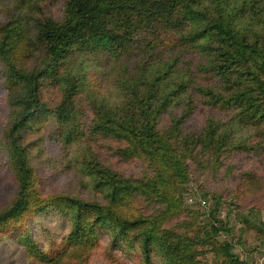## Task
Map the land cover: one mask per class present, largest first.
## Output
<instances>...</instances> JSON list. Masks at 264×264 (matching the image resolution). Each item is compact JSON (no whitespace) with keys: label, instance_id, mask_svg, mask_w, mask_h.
<instances>
[{"label":"trees","instance_id":"16d2710c","mask_svg":"<svg viewBox=\"0 0 264 264\" xmlns=\"http://www.w3.org/2000/svg\"><path fill=\"white\" fill-rule=\"evenodd\" d=\"M43 1L53 0H17L21 13L0 25V59L16 113L4 143L17 184L14 200L0 212V237L14 239L29 260L40 264L81 259L103 234L114 248L139 251L142 264H154L153 257L164 264H205L196 248L212 246L210 239L222 224L206 223L194 235H181L162 224L172 215L170 203L154 215L136 217L130 206L139 197L167 202L171 178L185 179L187 160L196 152L216 160L224 154L264 152L255 141L264 142V0H67L58 21L43 13L34 18L33 7ZM182 49L203 59L198 72L209 79L207 84L193 80L182 66ZM88 53L115 56L127 72L116 102L103 94L84 101L92 115L91 139L115 143L109 151L120 166L84 146L74 168L90 187L91 199L43 196L30 163L33 144L25 143L23 132L53 116L64 145L86 137L80 106L86 83L77 58ZM34 55L39 58L34 69L19 66L21 58ZM55 85L61 100L49 111L42 93ZM203 107L215 112L203 131H184L185 121ZM175 108L180 113L163 127V117ZM238 132L246 138L238 139ZM133 160L152 167L153 175L127 176L121 166ZM254 179L248 175L241 185L248 187ZM215 199L213 219L219 223ZM46 214L69 229L60 243L40 247L27 222ZM218 251L225 264H249L227 242L218 244Z\"/></svg>","mask_w":264,"mask_h":264},{"label":"rangeland","instance_id":"374dc122","mask_svg":"<svg viewBox=\"0 0 264 264\" xmlns=\"http://www.w3.org/2000/svg\"><path fill=\"white\" fill-rule=\"evenodd\" d=\"M66 2L67 0L43 1L38 4L39 7H33L34 18H39L40 13H43L58 21L63 16ZM20 13L17 0H0V25ZM77 59L78 63H81L77 69L82 70L86 83L84 94L80 95V106L85 109L82 124L86 137L80 143L64 145L57 137V126L53 116L23 132L25 143L33 144L30 163L35 169L39 191L43 196L64 193L91 199L90 187L80 180V174L74 168L75 160L84 152V146H88L92 152L101 156L104 162L111 163L114 167L120 166L112 157V151H109L115 143L94 142L91 139L88 129L92 115L89 103L87 105L84 101L89 95L103 94L108 95L112 102H116L119 99L118 86L127 77L124 64L120 59L117 63L118 59L115 56L113 58L94 53L78 56ZM182 60L186 63L182 66L189 69L193 80L201 85L207 84L209 79L198 72L203 59L197 53L182 49ZM38 64L39 58L36 55L25 56L19 62V66L25 70H32ZM3 72L4 64L0 59V212L12 203L17 187L8 169V156L4 143L6 128L14 121L16 113L9 103L10 96ZM42 99L47 109L53 111L61 100L59 86H47L43 90ZM179 113L180 108L173 109L171 115L166 114L163 117L161 125L168 127L170 117ZM214 113L204 107L194 110L182 126L184 131L201 133L207 117ZM217 117L224 121L227 118L220 114H217ZM235 136L238 139L246 138L241 132ZM255 141L264 147V142H259L263 141L262 139ZM256 152L255 154H224L217 160L207 155L202 157L196 152L192 159L187 160L185 179L179 181L177 178H171V196L167 202H148L143 197H139L130 206L129 213L132 217L154 215L170 203L172 215H169L165 222L163 221L164 228H170L181 235H194L206 223L214 227L223 225V230L212 235L213 238L210 239L213 242L212 246L196 248L205 264H225V259L218 251V244L226 242L232 245L233 253L240 261L264 264V152L260 155ZM121 167L127 176L134 178L142 179L144 175L147 177L153 175V168L138 160L130 161L128 165ZM248 175H252L255 181L252 185L243 187L241 182ZM215 198L219 199L217 216L215 215L219 223L213 219V209L216 208L217 203ZM203 201L206 202L204 207H202ZM211 212L213 214L209 215ZM27 227L40 247L46 245L51 247L52 243H60L69 229L66 223L53 214L34 217L27 222ZM99 239L98 245L90 250L87 256L74 260L69 258L68 263L65 264L143 263L139 251L128 248L122 251L114 248L107 234L101 235ZM153 263L164 264L158 257H153ZM0 264L40 263L29 260L24 249L17 245L14 239L0 237Z\"/></svg>","mask_w":264,"mask_h":264}]
</instances>
